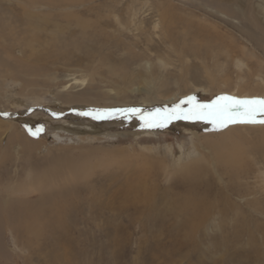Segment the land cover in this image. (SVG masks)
I'll list each match as a JSON object with an SVG mask.
<instances>
[{
	"label": "rangeland",
	"instance_id": "1",
	"mask_svg": "<svg viewBox=\"0 0 264 264\" xmlns=\"http://www.w3.org/2000/svg\"><path fill=\"white\" fill-rule=\"evenodd\" d=\"M260 88L264 0H0V264H264V124L190 112Z\"/></svg>",
	"mask_w": 264,
	"mask_h": 264
},
{
	"label": "snow or ice",
	"instance_id": "2",
	"mask_svg": "<svg viewBox=\"0 0 264 264\" xmlns=\"http://www.w3.org/2000/svg\"><path fill=\"white\" fill-rule=\"evenodd\" d=\"M194 100L195 97L189 96L186 100L181 101V104H193ZM176 108H179V105L172 112L177 118H189L188 114L181 117L176 113ZM123 111L129 113L140 112L139 109L135 108ZM156 112L159 113L160 110L157 109ZM190 112L194 116H200L214 124L219 122L224 126L230 122L264 124V99H237L230 96H219L211 104H193V109Z\"/></svg>",
	"mask_w": 264,
	"mask_h": 264
},
{
	"label": "bare ground",
	"instance_id": "3",
	"mask_svg": "<svg viewBox=\"0 0 264 264\" xmlns=\"http://www.w3.org/2000/svg\"><path fill=\"white\" fill-rule=\"evenodd\" d=\"M23 10H24V8H23ZM23 13V12H22ZM27 15V14H26ZM4 33V32H3ZM9 48V47H8ZM4 53V52H3ZM241 65H239V67H240ZM149 74V73H148ZM215 78V80H216V77H214ZM214 81V79H213V77H211V78H209V79H206V82L207 83H209V85H213V82ZM212 87V86H211ZM197 89V91L198 92H202V91H204L205 92V89L203 88H199V87H197L196 88ZM12 90V89H11ZM207 91V90H206ZM242 91H244V89L243 88H241L239 91H238V93H242V94H247V92H242ZM262 93H264V89H259V90H254V91H251V92H249V95H260V94H262ZM7 127L8 126H5V123L4 122H1L0 121V129H4V131H2V134H3V136H4V134H6L7 132H8V130H10V129H7ZM10 127V126H9ZM2 134H1V136H2ZM25 138L27 139V140H25ZM1 140H2V137H1ZM10 141H20V144L21 145H27V146H29V145H33L35 142L32 140V139H29V138H27V137H24V135L20 132V131H15L14 130V133H13V135L10 137ZM37 142V141H36ZM205 142V141H204ZM206 143V142H205ZM213 143V142H212ZM219 143V142H218ZM209 144V143H208ZM207 144V145H208ZM211 144V143H210ZM214 145V144H213ZM212 145V146H213ZM221 145H222V143H221ZM34 146V145H33ZM223 146V145H222ZM221 146V147H222ZM30 147H32V146H30ZM220 147V148H221ZM225 147H226V145H225ZM24 148V147H23ZM194 150H192V151H194L193 153H198L199 154V156H198V154H197V156L198 157H194L193 159H191L189 162L191 163L189 166H186V165H184V163L186 162L185 160L189 157L188 155H184V157H186V158H183V155L180 153L179 154V157H178V163H180L179 164V166L181 165V167H184V173L185 174H187L188 175V177H190V180H191V182L192 181H195V183H196V180L197 181H200V180H202L203 179V175L205 174V172H207V170H208V166H209V160H207V158H206V156L204 155L205 153H202V152H200L199 151V149L195 146V144H194ZM202 148V147H201ZM206 148V147H205ZM223 148V147H222ZM232 148V147H231ZM26 149V148H25ZM30 149V148H29ZM218 149V148H217ZM225 149V148H224ZM226 150V149H225ZM25 151V150H24ZM182 151V150H181ZM229 151V150H228ZM233 151V150H232ZM213 152V151H212ZM183 153V152H182ZM192 153V154H193ZM234 153H235V151H234ZM185 154V153H184ZM192 154H191V156H192ZM219 153L217 152V154H216V156H217V158L219 159H221V155H220V157H219ZM224 155H225V152H224ZM234 156V155H233ZM152 157V156H151ZM224 157V156H223ZM238 158V157H237ZM240 158V157H239ZM242 158V157H241ZM217 159V160H218ZM224 159H225V157H224ZM223 159V161H221V163H222V165H224V166H227L230 170H232V168H235V166L237 165V164H239L240 163V160H238V159H236L235 158V156L232 158V161H229V162H232L231 164H229V162L227 161H225ZM227 159V158H226ZM155 160V159H154ZM155 162V161H154ZM231 165H233V166H231ZM230 166V167H229ZM238 166V165H237ZM227 167H225V168H227ZM228 169V170H229ZM210 170V169H209ZM237 170V169H236ZM210 174H211V172H210ZM233 174V173H232ZM37 176H39V175H37ZM33 178H35V177H33ZM185 180V179H184ZM204 180V179H203ZM33 181V180H32ZM34 183V185L35 186H33V188L34 189H36L37 191L39 190H41V187H40V185L38 184V182H37V179L33 182ZM42 183V182H41ZM190 183V182H189ZM194 183V182H193ZM4 203H6V202H4ZM191 203V202H190ZM7 204V203H6ZM4 209V208H3ZM28 215H30V214H28ZM32 215V214H31ZM35 215V214H34ZM33 215V216H34ZM26 217V216H25ZM31 217V216H30ZM29 217V218H30ZM34 220V219H33ZM30 223V222H29ZM24 224V223H23ZM28 228V227H27ZM30 229H32V227L30 228ZM35 229V228H34ZM36 231V230H35ZM22 232V231H21ZM32 234L34 233V231L33 232H31ZM24 234V233H23ZM15 243V242H14ZM17 247V246H16ZM7 264V263H6Z\"/></svg>",
	"mask_w": 264,
	"mask_h": 264
}]
</instances>
